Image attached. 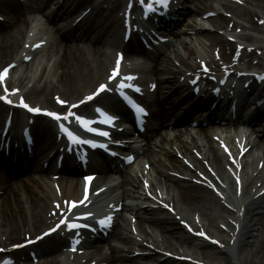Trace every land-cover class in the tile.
I'll use <instances>...</instances> for the list:
<instances>
[{
	"label": "bare ground",
	"instance_id": "bare-ground-1",
	"mask_svg": "<svg viewBox=\"0 0 264 264\" xmlns=\"http://www.w3.org/2000/svg\"><path fill=\"white\" fill-rule=\"evenodd\" d=\"M57 1L55 10L50 14H47L46 7L51 0H24L23 4L16 0L0 2V15L3 17H0V65L17 64V58L22 51L21 48L26 42L24 33L26 26H28L27 14L40 12L46 15L51 22H56V19L59 18L61 19L60 23H62L63 17L70 10H74L83 4H89L87 0ZM188 1L195 3L196 15H201L202 11L206 12L213 9L208 0H185V2ZM252 1L256 2L257 0ZM184 3H181V8ZM120 4L116 3L117 6ZM218 9L233 11L235 17L237 19L244 18L253 31L264 33V28L258 25L259 22L249 11L243 10L239 6L229 7L227 3H219ZM91 10L93 11L94 8ZM213 11L217 13V16L209 18V20L219 27L223 26L221 30L238 29L234 24L230 26L231 21L234 20L222 16L221 10L213 9ZM32 18L34 19L35 16ZM235 22L238 24L237 21ZM113 25L114 21H111L104 32L97 35L95 29L91 28L90 25L86 26L85 23H80L78 26H59L56 32L60 38L51 47L52 59L54 60L53 70L56 75L55 83L47 81L45 84H40V82H36L37 85H33L24 92L26 96L31 100L35 99L36 103L50 106L53 105L52 99L55 95L72 98L87 91L95 81L104 75L111 64L105 50L98 46L115 37L116 31ZM189 27L187 25L185 32L176 27L166 29L165 36L169 37V40L162 49L156 52V55L153 54L148 58L144 67L139 69L142 74V78L138 79L140 85L145 86L148 81H151L157 86L153 102L157 107L161 122L139 136L134 144H127L125 148L128 155H135L138 157L136 158L137 161L142 160L139 167L141 174L146 170L145 164H149V171H152L148 176L156 172L157 177H154L149 189L150 193L159 190L154 194L156 202L147 199L149 198L147 191H141L142 181L137 173L133 174L132 169L130 172H122L124 170H121L119 158L110 162V165H114L113 171H119L122 179L119 184L116 182L110 184L107 193H115L118 189L126 190L125 186H130L139 201L146 200L134 207L123 204L124 210L135 212L134 214L139 218L138 229L145 238L141 240L135 234L132 235L130 220L124 217L122 213L116 214V223L108 231L107 238L102 236L93 243L95 245L89 244V246L92 245V249L88 250L87 256H90L88 262L96 260L95 264H125L123 262L133 260L132 264H148L151 261H153L152 264H188L176 262L171 258L164 257L163 254L158 255V252L150 251L149 247L144 246V242H148L155 245L156 249L160 248L179 258H191L203 264H264V105L261 111L248 122L252 133L248 135L246 131H243L242 134L238 133L239 138H241L238 144L236 142L238 136L234 135L237 126L225 127L221 131L219 130L222 127L206 126L204 128L199 127L195 132L184 128L177 130V135L174 136L166 131L162 133V129L170 124L166 121L168 111L164 103L165 99L160 98V93L165 90L168 97L187 91L188 88L186 89L184 84L178 81L179 76L177 77V75L183 73L182 69L177 68L178 64L187 69L190 68L192 60L205 59L200 53L206 50L204 43H200V48H194L191 47L194 38L186 37L189 31L193 32L194 30L195 34L200 35L205 29L202 26H192L194 27L193 30ZM176 33L182 35L181 38L171 41L170 37ZM201 36L210 47L214 48L219 45V54L225 63L231 64L235 61L236 56L233 57L236 46L234 45L233 50L231 47L233 45L225 41L223 36L212 32L201 34ZM238 38L244 42L253 43V39L247 35H238ZM66 39L67 42H65ZM187 39L192 42H187ZM69 40L74 43H69ZM75 41H86L91 46L89 52L85 53ZM255 44V47H245L241 50V55L239 54V58H236V61L239 62L238 65L246 68L251 66L260 68V61L261 66H264V60H262L264 58V45ZM34 45L28 47V52H33L31 48L35 50ZM181 47L183 48L182 51L179 50ZM257 50H261V56L258 58L255 56ZM256 58L257 60H255ZM204 62L206 63V61ZM228 67L231 70L234 65ZM24 80V76H20L17 84L14 83V89H20L21 86L17 88L18 85L26 87L28 83L24 84ZM245 81L250 80L246 78ZM250 88L252 90V83ZM249 95L250 93L242 99L244 105L247 104ZM23 96L21 95V97ZM263 97L262 95L258 101L262 100ZM204 101L209 102L210 98L206 97ZM195 109L196 106H193L189 108V111ZM5 110L6 108L0 103V116ZM14 113L18 116L21 115V112L17 110ZM259 127L262 129H258ZM34 132V145L29 153L26 151L27 154L24 156L26 164L16 167L7 162L4 167L9 170V175L0 177V231H2L3 237V239L0 238V244L4 242L9 244L20 239L21 234H24L26 229V233H31L37 228L47 226L50 222L47 212L52 209L51 200L57 201L62 197L72 198L80 194V179H69L62 176L58 183L59 188L62 189L60 196L53 191L50 184L44 181L50 174V170L49 168L43 169L39 166V162L41 158L43 160V155L52 149L54 132L52 125L42 119L37 120ZM253 134L256 140L251 139ZM217 136H220V139ZM187 139H190L191 142ZM221 144L228 146L232 156L236 158L240 170L229 162V157L221 149ZM242 147L246 152L240 156V148ZM158 153L165 155L164 158ZM178 153L183 156L180 160L177 157ZM184 159L192 166L191 168L182 163ZM260 162H262V166H259ZM167 163L172 169H169ZM227 168L232 169V172L228 171ZM98 169L103 171V168ZM166 170L168 172H165ZM74 173L77 171L74 170ZM197 173L213 182L224 196L215 194ZM17 174H25V176L14 178ZM142 176H145L144 173ZM108 178L107 175L101 174L97 179L103 181L108 180ZM238 179L241 182L240 191H238L236 184ZM248 181H250L249 184ZM123 194L129 199V192ZM240 194L245 199L240 200L238 198ZM149 202L153 205L156 204L158 208L145 204ZM163 203L173 208L175 211L173 215L165 212ZM188 211L199 213L203 222H193ZM240 213H242L241 219ZM216 219H220L223 225L219 224ZM181 220L190 225L196 232L204 234L207 239L204 240L189 234L186 228L180 225L179 221ZM146 228L151 230L149 234L146 232ZM159 235L163 238L162 244L157 239ZM100 241H104L105 244H100ZM97 243L99 245H96ZM66 245L67 241L59 237L40 243L35 251L41 252L42 259L33 263L63 264L64 260L59 258V254L63 248L67 247ZM105 246L108 248V255L102 253ZM135 247H141V249H135ZM204 247L213 248L216 254L201 251ZM233 248H236L237 257L239 256L236 261H234L232 253L229 252ZM242 254H244V259L241 257Z\"/></svg>",
	"mask_w": 264,
	"mask_h": 264
},
{
	"label": "rangeland",
	"instance_id": "rangeland-1",
	"mask_svg": "<svg viewBox=\"0 0 264 264\" xmlns=\"http://www.w3.org/2000/svg\"><path fill=\"white\" fill-rule=\"evenodd\" d=\"M108 1L109 0H107L106 2H108ZM112 1L117 2V0H112ZM210 2H213V0H210ZM245 2H246V6H244L242 8L247 9L250 13H252L253 16H258V12H264V0H258V2H253L252 0H244V3ZM107 5H109V3H107ZM184 9L188 10L187 15H185L184 18L179 19L180 24L178 25V28L181 29L182 31L185 30L187 25L190 27L195 25V23H193V16L196 12L195 3L190 2V1L186 2ZM103 10H105V11L102 14V18H105L106 16H108L109 10L108 9H103ZM241 22H243V21H241ZM243 23L247 26L248 32L252 31V30H249L250 27L247 23H245V22H243ZM202 24H204L208 28L213 27L211 22H204ZM97 26H98V23H97ZM263 28H264V26H263ZM55 31H56V28H54L53 26H50L49 28H45V30L42 31L41 34L44 37L48 38L47 44L45 45L44 48L41 49V51H39L38 53H35L33 55L34 56L33 59L31 60L30 64H28V67H27L28 71L27 72H24L26 70V68L23 67L22 65H20L22 67L21 73H20V71L14 72L15 76H14V79L12 80V82L16 81L19 78V77H17L18 73H19L20 75L21 74L24 75V78H25L24 84L29 83V85H30L29 87H31L33 85H37L36 82H40V84H45V82H47V81L55 83V79H56L55 71H53V70L51 71V69H50V67L52 65V58H53V56H52L53 52H51V47L60 38L58 33ZM96 33H97V31H95V34ZM246 34H248V33L246 32ZM178 36L179 35L176 34V36L173 40L174 41L179 40L181 37H178ZM249 36H250V39H253L252 40L253 43H258V42L262 43V41H264V33L263 32L255 31L254 35L251 36L249 34ZM65 42H67V39ZM68 42L74 43L72 40H69ZM75 42L77 45H79L84 50L85 53L89 52V49L91 48V46H89V44L86 41H75ZM98 47H101V46L99 45ZM5 63H7V62H5ZM2 65L3 64H1L0 66L2 67ZM75 98H77V97H74L73 99H75ZM31 102L36 103V100L32 99ZM116 178H117V176H116ZM188 214H189V217L197 215V217L200 218V220H202V218L198 215V213L196 211H188ZM216 220L218 223H222V221H220V219H216ZM39 231H41L40 228L36 229L34 231V233L36 234ZM1 233H2V231H0V236H1ZM201 251H208L212 254H216V252L213 250V248H210V247H204L203 249H201ZM232 253H234L233 259L236 261L237 258H239V256L237 257V251L235 248H233ZM219 256H222V255H219ZM241 257L244 259V254H242ZM129 264H131V262H129Z\"/></svg>",
	"mask_w": 264,
	"mask_h": 264
},
{
	"label": "snow or ice",
	"instance_id": "snow-or-ice-1",
	"mask_svg": "<svg viewBox=\"0 0 264 264\" xmlns=\"http://www.w3.org/2000/svg\"><path fill=\"white\" fill-rule=\"evenodd\" d=\"M142 2H143V0H142ZM158 2L160 3V4H166V0H158ZM119 65V58L117 59V66ZM6 71H7V69H4V70H2V71H0V79H2L3 78V73H6ZM117 73H116V70L114 69L113 70V76H115ZM126 79H133V77H131V76H128V77H126ZM106 86L105 85H103V84H101V85H99V88L100 89H104ZM129 87H133V88H135V86L134 85H129ZM135 90L136 91H139V89L138 88H135ZM0 98H2V97H0ZM90 98V97H89ZM22 106H24V107H28L27 105H24L23 104V102H22ZM30 111H39L38 109H29ZM97 111H99V109L97 110ZM48 115H50V116H52L53 118H55V119H60V116L59 115H57L56 113H47ZM105 115V118H106V121H111V119H113L111 116H108L107 114H104ZM67 117H65V119H66ZM77 119L81 122V123H83V118H80V117H77ZM62 131H65V132H67V134L69 135V137L70 138H72L73 140H77L78 141V137L74 134V133H72V132H68L66 129H64V128H62L61 129ZM86 131H92V132H94V133H96V134H99V135H107L106 133H103V132H100L98 129H95V128H92L91 126H89V127H87L86 129H85ZM84 142H86V143H91L90 141H84ZM86 215H90V214H86ZM80 225H78V224H71V223H69L68 224V227H69V229H73V228H75V227H79Z\"/></svg>",
	"mask_w": 264,
	"mask_h": 264
}]
</instances>
